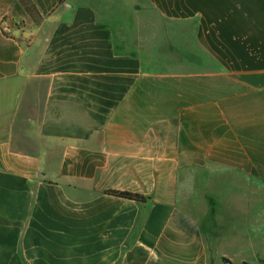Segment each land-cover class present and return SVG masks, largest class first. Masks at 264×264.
<instances>
[{
  "label": "crops",
  "instance_id": "1",
  "mask_svg": "<svg viewBox=\"0 0 264 264\" xmlns=\"http://www.w3.org/2000/svg\"><path fill=\"white\" fill-rule=\"evenodd\" d=\"M31 2L0 0V264H264V0Z\"/></svg>",
  "mask_w": 264,
  "mask_h": 264
},
{
  "label": "trees",
  "instance_id": "2",
  "mask_svg": "<svg viewBox=\"0 0 264 264\" xmlns=\"http://www.w3.org/2000/svg\"><path fill=\"white\" fill-rule=\"evenodd\" d=\"M21 4L24 6L26 11L36 20L39 19V14L37 12V9L31 2V0H19ZM107 195L113 196L119 199H124V200H129L133 202H138V203H145L146 198L142 195L135 194V193H129V192H120V191H109L107 192ZM226 264H230L227 260H225Z\"/></svg>",
  "mask_w": 264,
  "mask_h": 264
},
{
  "label": "rangeland",
  "instance_id": "3",
  "mask_svg": "<svg viewBox=\"0 0 264 264\" xmlns=\"http://www.w3.org/2000/svg\"><path fill=\"white\" fill-rule=\"evenodd\" d=\"M192 186H193V185H192V181H191L189 184L186 185V188H191V189H192ZM190 196H191V195H190Z\"/></svg>",
  "mask_w": 264,
  "mask_h": 264
}]
</instances>
